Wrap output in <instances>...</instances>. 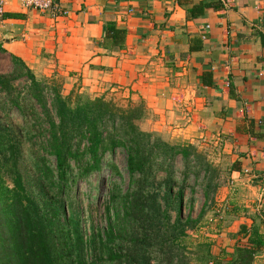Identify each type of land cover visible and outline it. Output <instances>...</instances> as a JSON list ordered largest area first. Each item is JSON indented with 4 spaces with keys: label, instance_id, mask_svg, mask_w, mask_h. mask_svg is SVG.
<instances>
[{
    "label": "crops",
    "instance_id": "0c3cea01",
    "mask_svg": "<svg viewBox=\"0 0 264 264\" xmlns=\"http://www.w3.org/2000/svg\"><path fill=\"white\" fill-rule=\"evenodd\" d=\"M4 4V56L60 79L65 94L141 105L142 131L197 145L226 172L214 198L233 207L222 237L254 225L264 234V0H61L50 13ZM108 25L124 35L106 36ZM222 240L229 252L235 240Z\"/></svg>",
    "mask_w": 264,
    "mask_h": 264
},
{
    "label": "trees",
    "instance_id": "16d2710c",
    "mask_svg": "<svg viewBox=\"0 0 264 264\" xmlns=\"http://www.w3.org/2000/svg\"><path fill=\"white\" fill-rule=\"evenodd\" d=\"M104 33L124 35L111 25ZM10 61V73L0 74V264H253L264 251L259 227L241 226L225 262V250L217 258L207 244L190 258L182 240L199 224L217 188V170L205 156L194 145L142 131L141 105L121 108L103 98L64 96L20 59ZM117 149L126 157L129 188L123 192L113 184L107 227L87 236L78 183L104 168L120 176L109 160ZM190 176L202 179L205 203L197 218L183 219Z\"/></svg>",
    "mask_w": 264,
    "mask_h": 264
},
{
    "label": "rangeland",
    "instance_id": "374dc122",
    "mask_svg": "<svg viewBox=\"0 0 264 264\" xmlns=\"http://www.w3.org/2000/svg\"><path fill=\"white\" fill-rule=\"evenodd\" d=\"M11 68L12 65L9 58L0 53V74L10 73ZM39 80L55 83L57 87L61 88L60 89L61 93L64 96L68 95L70 92H73V95L79 94L84 97L88 96L85 93H81V94L78 93V90L77 91L72 90L69 93L65 94L62 88V84L60 85V83H62L60 79H54V80L39 79ZM12 117L13 120H15L16 122H19L21 120V117L18 116L16 112L13 113ZM171 144H175V142H172ZM194 146L198 149L199 152H201L205 156V158L211 164V166H213L217 170L218 177L214 181L217 188L215 193L210 196L211 201L208 204V208L206 209L205 214L202 217L201 221L182 240V244L185 246L187 253H191V252L193 253V251L199 245H206V244L213 247L214 251L218 252L217 255L224 254L222 252H224L225 250V254L223 256V262H225L228 259L227 256L225 257L226 253H230L232 249L229 248V252H227L225 248L221 249L222 241H223L222 239L225 238L226 242L230 244L232 240L236 239L235 236L236 234L229 233L222 237L221 228L228 225L229 219L225 218V216L227 217L226 214L231 210H233V207L232 205L225 204L224 210L222 212V210L215 205L216 203L214 202V198L216 194L219 193L218 191H220L221 184L225 180L226 172L222 169L220 170L215 167L213 162L208 158L205 150H203L197 145ZM51 160L53 164V159ZM109 160L112 164H114L117 167L120 176L112 177L109 169L104 168L99 176L94 174L92 177L88 179L87 182H79L78 187L76 189V193L79 199L77 202V207L79 208V212L83 220L84 229L86 231L87 236H89L93 231L103 232L104 229L107 227L108 222L106 218V205L108 202V192L112 188L113 184L116 183L123 192H125L129 188V177L126 171L125 154L122 152V150L117 149L115 150L114 154L109 156ZM181 172H182V164L178 159L176 162V176L179 182H181L182 180ZM190 190L194 191L193 195H191ZM191 198L194 199V202L192 203H191ZM232 198L235 201V198L234 197ZM204 203H205V197H204V185L202 179L201 178L194 179L193 176H190L188 178V181L186 182L185 198L183 200V205H182V218L185 219L188 216H190L193 219L197 218ZM216 208L217 211H219V213H216L217 212ZM234 210L236 211V209ZM171 215L174 217V214ZM220 249L221 251H219ZM192 253L189 256L190 258L192 256ZM256 261H257L256 264H264V253L262 255V258H258ZM190 264H201V262L192 260ZM208 264H212V263H208Z\"/></svg>",
    "mask_w": 264,
    "mask_h": 264
},
{
    "label": "built area",
    "instance_id": "2783aa9c",
    "mask_svg": "<svg viewBox=\"0 0 264 264\" xmlns=\"http://www.w3.org/2000/svg\"><path fill=\"white\" fill-rule=\"evenodd\" d=\"M61 0H20L22 7L28 9H34L40 13H50L58 10ZM4 0H0V24L4 17ZM64 13V12H63ZM248 173L247 171H244ZM232 184L230 187L232 188Z\"/></svg>",
    "mask_w": 264,
    "mask_h": 264
}]
</instances>
